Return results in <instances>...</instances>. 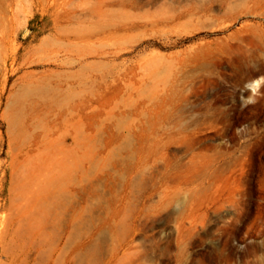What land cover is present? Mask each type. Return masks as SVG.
<instances>
[{"label":"rangeland","instance_id":"obj_1","mask_svg":"<svg viewBox=\"0 0 264 264\" xmlns=\"http://www.w3.org/2000/svg\"><path fill=\"white\" fill-rule=\"evenodd\" d=\"M223 22L264 0H0V264H264V43L181 91Z\"/></svg>","mask_w":264,"mask_h":264},{"label":"bare ground","instance_id":"obj_2","mask_svg":"<svg viewBox=\"0 0 264 264\" xmlns=\"http://www.w3.org/2000/svg\"><path fill=\"white\" fill-rule=\"evenodd\" d=\"M224 22L222 30L230 32L232 24ZM262 43H264V30L261 25L247 23L236 31L230 32L225 38L202 45L198 48L191 64L184 72H181L184 85L181 91L184 93L198 92L201 83L207 82L211 85L220 83L221 76L216 67L226 61L238 60L243 66L250 67L254 62L253 58H256L253 50ZM179 74L180 72L176 73L174 83L178 81ZM261 74V72L249 74L247 82L251 85L259 82Z\"/></svg>","mask_w":264,"mask_h":264}]
</instances>
